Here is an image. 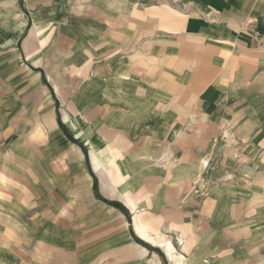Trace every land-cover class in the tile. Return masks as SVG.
<instances>
[{
    "label": "crops",
    "instance_id": "obj_1",
    "mask_svg": "<svg viewBox=\"0 0 264 264\" xmlns=\"http://www.w3.org/2000/svg\"><path fill=\"white\" fill-rule=\"evenodd\" d=\"M1 1L0 264H264V0Z\"/></svg>",
    "mask_w": 264,
    "mask_h": 264
},
{
    "label": "rangeland",
    "instance_id": "obj_2",
    "mask_svg": "<svg viewBox=\"0 0 264 264\" xmlns=\"http://www.w3.org/2000/svg\"><path fill=\"white\" fill-rule=\"evenodd\" d=\"M3 6H5V7H3ZM16 15H17V11H16L15 6L9 5V3L4 4L0 0V65H2V63L8 59V58H6L7 51H12L13 47L18 48V46H19V44H16V45L12 44V42L7 38V33H10L12 31V29L16 26V23H17ZM10 54H12V53H10ZM60 108L61 107H59V110H60ZM66 136H68V138L71 141H73L74 143L76 142L80 146V143L78 141H75L72 136H70L69 134H66ZM86 155H87V152H86ZM87 159H88V157H87ZM118 225H119V222H118ZM138 225L139 224L136 222L137 231H138V233H141L142 228L140 225H139L140 227H138ZM130 257L131 256L128 257L125 253H123L120 250L118 264H140L139 258L132 259ZM150 257H147L145 264H147V261ZM150 259H151V261H150L151 264H170V263H168V259L165 255H162L160 257L159 256L151 257ZM173 259L175 262L177 261L176 257Z\"/></svg>",
    "mask_w": 264,
    "mask_h": 264
}]
</instances>
